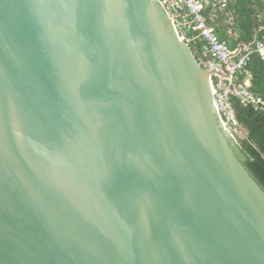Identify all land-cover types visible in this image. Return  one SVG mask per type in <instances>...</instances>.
Here are the masks:
<instances>
[{
  "label": "water",
  "instance_id": "95a60500",
  "mask_svg": "<svg viewBox=\"0 0 264 264\" xmlns=\"http://www.w3.org/2000/svg\"><path fill=\"white\" fill-rule=\"evenodd\" d=\"M0 264H264V187L159 0H0Z\"/></svg>",
  "mask_w": 264,
  "mask_h": 264
},
{
  "label": "built area",
  "instance_id": "2783aa9c",
  "mask_svg": "<svg viewBox=\"0 0 264 264\" xmlns=\"http://www.w3.org/2000/svg\"><path fill=\"white\" fill-rule=\"evenodd\" d=\"M172 18L176 30L193 51L199 63L210 71L214 102L225 128L238 129L233 101L264 117V97L252 89L253 75L248 65L251 54L264 60L263 17L255 20L251 41H239L237 0H159ZM225 32L226 38L219 35ZM235 42L234 44H232ZM234 134V133H233Z\"/></svg>",
  "mask_w": 264,
  "mask_h": 264
},
{
  "label": "trees",
  "instance_id": "16d2710c",
  "mask_svg": "<svg viewBox=\"0 0 264 264\" xmlns=\"http://www.w3.org/2000/svg\"><path fill=\"white\" fill-rule=\"evenodd\" d=\"M251 4H253L251 0H238L236 4L239 13L238 27L241 39L244 41L252 40L256 23L254 9L250 8ZM259 5L264 8V0H260ZM259 38L264 41V30L260 32ZM248 68L253 75L252 89L264 97V60L259 54H255ZM235 108L238 121L247 129V139L242 140L240 144L245 165L264 187V117L255 111L241 107L237 101H235Z\"/></svg>",
  "mask_w": 264,
  "mask_h": 264
},
{
  "label": "crops",
  "instance_id": "0c3cea01",
  "mask_svg": "<svg viewBox=\"0 0 264 264\" xmlns=\"http://www.w3.org/2000/svg\"><path fill=\"white\" fill-rule=\"evenodd\" d=\"M251 1L253 2V4L250 5V8L251 9H254V17H256V21L258 19V16L263 17L262 18L263 19L262 21H264V8L259 5L260 0H251ZM261 1H263V0H261ZM236 4H234L232 8L236 9V11H237ZM237 13H238V11H237ZM238 16H239V13H238ZM238 25H239V20H238ZM254 29H255V26H254ZM238 31H239V34H240V40L239 41H244V40L241 39V32L239 30V27H238ZM218 33H219V35L221 37L223 36V38H226L225 32L222 29H218ZM253 36H254V31H253ZM234 43L235 42H233L232 44H234Z\"/></svg>",
  "mask_w": 264,
  "mask_h": 264
},
{
  "label": "rangeland",
  "instance_id": "374dc122",
  "mask_svg": "<svg viewBox=\"0 0 264 264\" xmlns=\"http://www.w3.org/2000/svg\"><path fill=\"white\" fill-rule=\"evenodd\" d=\"M248 71L251 72L250 69H248ZM252 73V72H251ZM259 94V93H258ZM261 95V94H260ZM262 96V95H261ZM235 101H233V105H234V109L236 111V108H235ZM238 104L243 107L239 102ZM245 108V107H243ZM250 110H252L251 108H248ZM253 111V110H252ZM237 113V112H236ZM238 119V118H237ZM238 129H232L233 131H231V135L232 137L235 139V145L238 147V149L241 151L240 149V144H241V141L244 140V139H247V129L245 127H243L240 122L238 121V126H237ZM238 131V132H237ZM234 133V134H233ZM242 153V152H241ZM243 154V153H242ZM244 155V154H243Z\"/></svg>",
  "mask_w": 264,
  "mask_h": 264
},
{
  "label": "bare ground",
  "instance_id": "6f19581e",
  "mask_svg": "<svg viewBox=\"0 0 264 264\" xmlns=\"http://www.w3.org/2000/svg\"><path fill=\"white\" fill-rule=\"evenodd\" d=\"M255 54H259V55L261 56V54H260L259 52H253V53L251 54V57L253 58V56H254ZM211 85H212V84H211Z\"/></svg>",
  "mask_w": 264,
  "mask_h": 264
}]
</instances>
